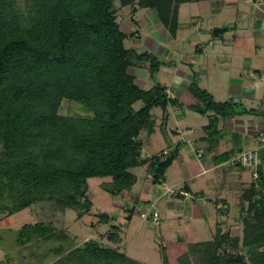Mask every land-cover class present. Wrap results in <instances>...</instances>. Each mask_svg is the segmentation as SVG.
I'll return each instance as SVG.
<instances>
[{
  "label": "trees",
  "instance_id": "16d2710c",
  "mask_svg": "<svg viewBox=\"0 0 264 264\" xmlns=\"http://www.w3.org/2000/svg\"><path fill=\"white\" fill-rule=\"evenodd\" d=\"M115 1L0 0V213L53 202L57 212L73 210L79 219L93 207L88 179L109 178L100 188L118 196L136 183L134 169L146 166L158 184L177 157L175 148L142 155L139 135L142 128L154 130L151 110L161 108L163 129L167 107L178 100L159 82L147 88L135 83L130 67L147 63L153 80L161 63L152 52L125 45L134 32L120 28L116 10L131 6L133 16L137 8L152 9L174 38L180 6L202 0H118L117 8ZM225 29L212 28L211 36ZM192 87L200 104L190 108L213 112L203 126L207 137L219 132V117L252 110L226 111L231 101H215L197 84ZM64 100L78 112L59 113ZM258 154V179L240 195L241 234L216 226L210 239H179L168 250L160 248L161 264H264V150ZM98 218L111 216L103 212ZM118 231L111 224L100 239L76 244L66 228L40 220L21 225L16 237L37 264H145L120 249Z\"/></svg>",
  "mask_w": 264,
  "mask_h": 264
},
{
  "label": "rangeland",
  "instance_id": "374dc122",
  "mask_svg": "<svg viewBox=\"0 0 264 264\" xmlns=\"http://www.w3.org/2000/svg\"><path fill=\"white\" fill-rule=\"evenodd\" d=\"M216 1H220V5L215 8L216 11L213 10L209 0L204 3L182 4L179 10L180 26L176 39L164 43L168 48L161 46L158 50L152 49L151 51L148 48V51L155 54L160 61L161 68L175 69V72H181L179 76H182L183 80L185 77L187 79L184 81V86L182 84L175 86V89L182 93L180 101L183 103L175 104L180 107L177 109L178 112L175 115L171 112L165 127L160 130L162 110L160 107L153 108L151 113L155 121L154 132L149 133L147 128H142L139 135L143 142L142 154L144 156L171 150L174 145L173 141L176 138L180 140L177 157L166 170L165 179L158 184H152L151 178L146 177L149 169L146 166L139 167L133 170L137 175V181L131 190L118 196H111L100 188V183L109 178H90L88 179V195L93 202V207L88 214L76 219L73 210H66L62 214L57 212L53 202L33 204L11 215V218L3 224L5 227H11L12 230L6 231L0 228V237L10 236L13 230L18 229L24 223L53 220L56 227L67 228L75 234V242L80 244L88 239H100V234L106 232L111 224H116L122 237V242L119 245L121 250L123 249L129 257L145 264H161L160 248L163 246H166L168 250L179 238L183 241L198 242L211 237L204 227L205 219L193 220L190 211L204 201V206H208L209 211L215 212V209L218 210L216 202L218 203L222 199L229 200L231 203L232 213L227 215L226 225L232 226L233 233L241 232V221L238 220L236 227L234 224V217L237 218L235 215H238L235 211L237 201L233 198L236 184L233 181L234 176L230 174L235 172L232 167L240 166L232 165L226 160L215 171L194 178L201 167H208L211 162L206 151L202 157L197 158L196 149L200 146L198 145L199 135H208L203 126L209 123L211 117L213 118V112L209 111L205 114L196 112L190 108V105L200 104V101L195 94L193 96L186 94L190 91L193 92L192 85L197 84L210 93L215 101H231L225 107L226 111L239 108L244 111L252 109L250 112L225 117V119L219 117L216 124L219 132L210 134L208 138H217L226 149L228 148V152L231 150L233 153H237L238 148L251 149L257 145L259 148L260 143L257 136L259 134L264 136V46H258L255 41H252V38L264 34V26H258L254 14L251 16L249 14V10L256 2L252 0ZM118 5L119 2L116 0L115 8ZM238 10H243L242 18L236 14ZM116 11L120 28L127 34L134 32L130 38L125 40V45L137 52L145 51L144 46L148 37H152L154 27H162L155 12L152 9L137 8L132 16L131 6L117 8ZM248 16L250 17L248 18ZM224 23H227L224 36L221 34L211 36L210 31H205V33L202 30V32L199 31L200 27L211 25H216L220 29L225 25ZM156 32L161 38L160 31L156 30ZM235 33H242L246 35L247 39L236 43L235 39L238 40L239 37L236 35L235 37ZM250 34L251 40L248 37ZM163 37L165 38V36ZM220 40H224L223 43ZM198 45L200 48L203 47V53L195 52V46ZM187 52L198 54V57L193 60L183 58ZM245 53L252 54V60L249 63H245L244 59L240 57ZM129 71L135 75V83L140 87H148L159 81L162 83V79L156 76L153 80L149 79L147 63L132 66ZM164 72L163 69L159 73L164 77L166 76ZM250 73L251 75H249ZM259 73L261 77H259ZM235 78L243 83L238 90L232 86ZM138 105L139 103L136 107ZM76 112L78 109L75 104L66 100L59 107L61 114ZM212 125H215L214 121H212ZM176 128L180 131V137L171 132ZM194 139L196 140L192 142ZM263 150L264 147L258 151L261 153ZM240 169L249 183L254 181L250 169L242 167ZM231 180L233 184L230 186ZM183 181L186 183L184 184ZM185 185L191 187L189 196L178 195ZM168 187L172 188L175 193H167L164 189ZM192 196L196 199H190ZM203 196L205 199L202 198ZM170 203L172 208L180 207L181 210L174 212V209L170 208ZM168 208L172 214L170 216H168ZM152 209L158 211L157 220L151 216ZM103 212L108 213L111 218L108 221L98 222V214ZM141 212L148 213L149 216L141 218ZM129 214L131 216L128 219L127 215ZM189 221L196 225L199 224L198 231H196L197 228H193V237H190L186 231ZM103 241L106 243L105 239ZM26 251L28 250L25 249L27 254ZM39 258L43 257L39 256ZM19 262L20 259L16 257L15 264ZM34 262L36 261L33 260L31 264H35ZM2 263L9 264L5 260Z\"/></svg>",
  "mask_w": 264,
  "mask_h": 264
},
{
  "label": "crops",
  "instance_id": "0c3cea01",
  "mask_svg": "<svg viewBox=\"0 0 264 264\" xmlns=\"http://www.w3.org/2000/svg\"><path fill=\"white\" fill-rule=\"evenodd\" d=\"M205 1L206 0H202V1H199V2L204 3ZM209 1H210V5L212 6L213 10L216 11L217 9H215V8H217L218 5H220V1H216V0H209ZM191 3H196V2H191ZM180 8H181V6H180ZM180 8H179V10H180ZM253 10H255V11L253 12ZM242 11L243 10H241V11L238 10L236 12V14H238L239 16H241V18L243 16L242 15ZM249 14H250V16L252 14H254V18H255L256 22L258 23V26H264V0H256V4H254L252 6V8L249 10ZM250 16H248V18ZM147 22H148V20H147ZM224 24L225 25L223 27H227L226 26L227 23H224ZM223 27H221V29ZM154 28L155 29L152 31V34H153L152 37L149 36L148 39H147V41H146L147 43L144 46L145 50H148V48H149L150 51L152 49L153 50H158V48L161 47V46H163L165 48V47H167L166 44L164 45L165 42L170 41L172 39H176V37L173 38V37H171L168 34V32L163 27V25H162V27H157L156 26ZM212 28H218V27L216 25H211L209 27L203 26V27H200L199 28V31L202 30L205 33V31L206 32L207 31H210ZM156 30H159L160 31L161 38L158 37ZM224 31H223V33H219V34H221L222 36H224L226 34V32H224ZM178 32H179V30H178ZM178 32H177L176 36L178 35ZM235 35L239 37L238 40L235 39V42L236 43H238V41L243 42L244 39L246 38V35H243L242 33H238V34L235 33L234 36ZM163 36H165V38ZM248 37L251 40V38H252L251 37V34ZM220 41H221V43H223L224 40H220ZM252 41H255L258 44V46H260V45L261 46H264V34L257 35L255 38H252ZM210 42H211V40H210ZM148 45H150V46H148ZM202 51H203V47L202 48L199 47L198 48V54L199 53H203ZM198 54H190V53L187 52V53L184 54L183 58L193 60V59H196L198 57ZM240 57H242L244 59V62L245 63H249V61L252 60V54L245 53V54L241 55ZM163 69L165 71L164 73L166 74V76H164V77L161 76L160 73H159L160 71H163ZM156 74H157L156 77L162 79V83L160 81H159V83L163 84L166 87V91H167L169 97L170 98L177 99L178 100V103L179 104H182L183 102L180 101V95H182V93H181V91L175 89V86H177V85L180 86L181 84L184 86V84H185L184 81L187 80L186 77L183 80V77L182 76H179V75H181V72H175V69H169V68H164V67L161 68V66H160L159 71ZM249 75H251V73ZM258 75H259V77H261L260 73ZM233 81H235V82H234V84L232 86H233L234 89H237V90H238V88H240V85L243 84L241 80H238L236 78L233 79ZM148 87H150V86H148ZM144 88H147V87H144ZM186 95L187 96H191V95L193 96L194 93L192 91H190V92H187ZM179 108L180 107H178L176 105H172V107H171V105H169L167 107L168 120H169V116L171 115V112H172V114L174 113V115H175V113L178 112L177 109H179ZM191 129H190V131H193ZM160 130H162V129L160 128ZM152 132H154V130ZM171 132L172 133H176V136L177 137H180V131L177 128H176V130H171ZM177 139L178 138H176L173 141L174 145L172 146V149L175 148V149H177L179 151V148H180V140H177ZM199 139H200V141H199L198 145H200V146L196 149V156H197V158L202 157L203 154H204V151H206V152H208V155L211 158V162H209L208 167H201V170L195 174L194 178H196L197 176H201L203 174H207L210 171H215L220 164L225 163L226 160L230 157V155L233 154V151L228 152V148L226 149L219 142V140L217 138L216 139H214V138L213 139H210L206 135H199ZM195 140L196 139L192 140V142L195 141ZM257 146L254 147V148H257ZM238 150H241V148H238L237 151ZM224 156H225V158H222ZM232 168L235 169V172L233 171L230 174L234 176L233 181H234V184H236L234 186L235 190L233 192V198L236 199V201H237L236 202L237 203V209L235 211H237V214L239 215V212L243 208L242 204L240 203V195H241V192H242V188H244L245 186H247L249 184V182L246 179V176L242 173V169H240V167H237V168L232 167ZM146 177L147 178H150L149 172L146 174ZM233 181L231 180L230 186L233 184ZM183 183L185 184L186 181H183ZM168 188H170V187H168ZM164 190H166V188ZM184 190H186L188 193H190L191 187L185 185ZM202 198L205 199L204 196ZM140 199L143 200L142 198H140ZM190 199L195 200L196 198L194 196H192V197H190ZM206 200H208V199H206ZM221 201L223 203H225L227 207H226V209L222 210V209H219L216 206V208H218V210H219L218 211L217 209H215V212L216 213L214 211H211V210L209 211L208 206H204V201L202 203H200V205H198V207H193V209H191V211H190L191 217H192L193 220L194 219L195 220H198V219H201V218L205 219L206 224H205L204 227L211 234V237L214 234V231H215L216 226H224V227L226 226V227H229L230 229H232V226H230V225L227 226L226 225L227 215H229V214L232 213L231 212V203L229 202V200H225V199H222ZM216 205H217V202H216ZM245 205H246V203H245ZM170 208L171 209H174V212H178V211L181 210L180 207H174V208H172L171 203H170ZM196 214H199V215H196ZM11 215H13V214H11ZM11 215L0 214V228H2V230H6V231L7 230L8 231H11L12 230L11 227H9V226L8 227H5V225L3 224L6 220H8L9 218H11ZM170 215H172V214H170V209L168 208V216H170ZM238 215H235V216H237V218L234 217L235 227L238 224V220H240V219H238ZM158 216H159V214H158ZM51 221L53 222V220H51ZM187 224L189 225L187 227V230H186L187 231V234L190 237H193L194 236L193 228L194 229L197 228L196 231H198L199 224L196 225L194 223H190V221L187 222ZM213 227H214V231H213ZM16 230H13L12 231L13 233L10 236H6V238L5 237H0V262H4V260H5L9 264H15V259L17 257V258L20 259V262L18 264H25V263L31 264L33 260L36 261L34 263L37 264V260H36L35 257H33L32 255H29V254H26L25 253V244L18 243L17 237H16ZM67 233L71 237H73L74 240H75V234H73L72 232H70V230H68V229H67ZM239 234H241V232ZM179 239H181V238H179ZM178 240H177V242H178ZM184 241L185 242H188V243H196V242L190 241V240H184ZM102 242H104V241L102 240ZM105 242L107 243V241H105ZM177 242L175 241L174 242V245ZM26 252L28 253V251H26ZM30 258H32V259L31 260H28Z\"/></svg>",
  "mask_w": 264,
  "mask_h": 264
},
{
  "label": "built area",
  "instance_id": "2783aa9c",
  "mask_svg": "<svg viewBox=\"0 0 264 264\" xmlns=\"http://www.w3.org/2000/svg\"><path fill=\"white\" fill-rule=\"evenodd\" d=\"M258 141L260 143L259 148L264 147V136L262 134H259L257 136ZM259 148H251V149H241L237 153H233L230 155V157L227 159V162H229L232 165H239L242 168H247L252 171V179L256 181L258 179V172H257V166L259 162V154L258 150ZM166 192L169 194H174L175 192L173 191L172 188H167ZM179 195L181 196H189V193L181 189L178 192ZM219 209H226V204L223 203L222 201H219L216 205ZM149 214L145 212L140 213L141 218H146L148 217ZM151 216L153 219L157 220L158 218V211L156 209H152ZM0 264H3L0 262Z\"/></svg>",
  "mask_w": 264,
  "mask_h": 264
},
{
  "label": "water",
  "instance_id": "95a60500",
  "mask_svg": "<svg viewBox=\"0 0 264 264\" xmlns=\"http://www.w3.org/2000/svg\"><path fill=\"white\" fill-rule=\"evenodd\" d=\"M253 2H256V0H252Z\"/></svg>",
  "mask_w": 264,
  "mask_h": 264
}]
</instances>
